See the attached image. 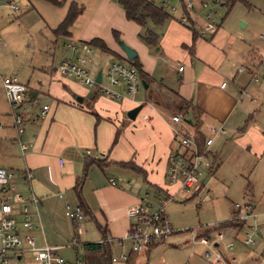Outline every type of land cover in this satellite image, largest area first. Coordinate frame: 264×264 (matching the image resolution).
I'll return each instance as SVG.
<instances>
[{
  "label": "crops",
  "instance_id": "0c3cea01",
  "mask_svg": "<svg viewBox=\"0 0 264 264\" xmlns=\"http://www.w3.org/2000/svg\"><path fill=\"white\" fill-rule=\"evenodd\" d=\"M13 1L15 0H0V166L12 174L10 203L22 240L17 257L10 259H23L27 254L31 256L28 244L24 241L25 236H30L35 246L58 247L56 253L61 257L65 256L61 250L67 248L69 243L76 249L77 246L74 247L71 243L80 241L83 261L75 258L71 262L66 261L67 264H103L101 255L89 253L90 258H86L85 244L99 243L105 239H110L107 242L110 245L109 264H249L245 258L255 254L250 249L254 244V232L251 230L257 228L256 234L262 235L258 223L253 227L237 222L222 228L216 225L199 226L195 231L189 228L194 231L196 242L190 241V253L181 255L174 262H167L165 257L157 260V245L144 252H133L131 242L124 238L129 226L127 211L144 193H149L152 197L169 196L171 199L168 204L182 192L196 194L204 186V178L216 174L222 147L232 139V136L227 138L226 135L235 131L246 132L244 124L252 117L255 107L252 101L262 87L248 75L252 74V67L247 65L238 71L243 67L237 66L238 61H244L245 57L243 52L241 56H237L236 44L226 40L227 33L220 21L217 32L211 38H201L197 33L198 27H194L197 33L194 36L190 26L178 23L163 8L168 17L152 31L157 36L155 44L146 42L144 45L132 37L125 38L128 39L125 44L136 52L141 79L147 85L143 88L147 92L133 100L125 98L116 101L87 86L85 88L78 81L73 82L70 77L58 72L59 61L69 57V52L64 48L65 42L60 47L56 46L57 42H52V50L51 47L47 49L50 50V67L35 68L33 65L37 56L45 64L48 62L37 54L41 53L39 48L33 54L29 50L30 44L25 45L28 35L26 28L21 26L22 17L16 20L17 23L8 22L5 18L6 13L17 14L10 8ZM32 1L29 0V3L28 0H22L24 10L27 11L30 6L34 9ZM151 1L161 7L158 0ZM108 2L109 5L112 4ZM191 16L193 20L195 17ZM58 21L51 32L56 38L65 40L64 37L67 36L57 37L54 33L62 20ZM69 36H72L70 30ZM93 36L99 38L96 34L91 35ZM239 46L242 48L243 45ZM105 47L112 50L107 44ZM151 47L156 48L152 51ZM248 47L247 45V49ZM22 48H26V51L17 57V51ZM100 52L110 53L102 49ZM171 53L181 57L176 69L173 64L165 63L164 57L168 58ZM119 56L123 57L122 54ZM249 57L248 54L247 58ZM89 59L96 76L101 67H94L96 58L93 50ZM29 60L32 62L28 63ZM180 66L183 67L182 71L178 70ZM22 70H28L37 85L33 83V87H30L29 82L21 81L19 74ZM36 73L43 78L37 77ZM10 76L16 77L18 82L27 87L26 105L32 99H37L35 111L41 105L48 106L44 117L26 122L19 137L27 145L24 153L17 143L18 135L2 86V79ZM253 80L254 83L251 82ZM262 95L264 97V88ZM76 97H81L82 101H77ZM138 105H142V108L134 119L129 118L127 112ZM173 115H179L191 132L197 128L203 139H213L209 156L212 168L203 169L199 185L191 191L180 189L179 183H167L168 156L176 149L172 130L179 127L172 122ZM209 126L220 131L211 134ZM148 189L154 191L149 192ZM32 197L36 198V204L32 202ZM250 202L256 210L252 196H249L246 203ZM77 205L84 217L80 223V234L75 235L74 225L67 216V206L74 208ZM234 205L235 203L232 204L230 219L235 214ZM24 206L27 207L32 224L28 229L22 227ZM255 215L250 220L264 217V210ZM245 228L249 229L252 243H245L246 234H240ZM219 233L221 238L217 239ZM215 241L221 243L219 249L214 245ZM178 243L177 238L171 237L167 246L163 245L161 249L165 255L169 252L167 248L185 250L184 247L174 246L180 245ZM209 243H212L213 250L206 256ZM194 246L205 248L204 258L210 262L197 256L199 253ZM216 251L221 255L217 256ZM122 255L126 259L120 258Z\"/></svg>",
  "mask_w": 264,
  "mask_h": 264
},
{
  "label": "rangeland",
  "instance_id": "374dc122",
  "mask_svg": "<svg viewBox=\"0 0 264 264\" xmlns=\"http://www.w3.org/2000/svg\"><path fill=\"white\" fill-rule=\"evenodd\" d=\"M70 1H74L75 4L77 3L78 9L80 10V13L69 29L72 36L64 37L65 40L60 37L56 38L54 34H52L51 29L56 27L58 24L57 22H59L58 20H62L66 16L67 4ZM108 1L112 4L109 5ZM64 2L63 5L55 6L40 0H33L32 5L34 9L30 6L26 11L22 5H19L20 10L17 14L6 13L7 15H4L8 22L12 23H15L19 17H22L23 22L21 26L26 28V34L28 35V41H26L25 45L28 43L30 44L29 50L33 51V54L34 51L39 48L41 53L37 54L41 55L48 62V64H45L43 60L37 56L35 57L36 61L33 65L35 68H40L41 66L50 67V50L47 49L51 47L52 50L54 45L52 42H57L56 46L60 47L61 43L68 41L69 38L92 44L91 47L94 51V57L96 58L94 67L97 66V68H99L113 61H120L121 59L115 55L118 52L117 55L122 54L124 57V53L120 49L119 41L127 43L128 39L126 40L125 38L132 37L145 45L146 41L143 39L145 33L148 30L153 31L154 28L157 29L158 26L149 19H146L143 24L128 20L117 0H66V2ZM230 2H226L222 7H218L217 18L223 26L224 31L227 33L226 40L228 42L230 41V43L235 42L237 56H241V52H243L245 59L244 61L239 59L237 66L244 67L248 65L252 67L253 72L248 75H250V79L257 78L258 85L262 87L256 95V98L253 96L255 100L252 101V105L255 106V113L253 112L252 117L244 124V130L246 129V132L235 131L231 135H226L227 138L232 136V139L226 142L225 146L222 147L221 154L218 156L219 167L216 170V174L214 176L211 174L212 176L205 177L204 186L196 194L191 195L192 193L182 192L183 194L175 197V199L167 205L166 213L169 222L178 232L169 236L163 242L164 244L161 243L156 246V249H159L157 252L158 254H156L157 260L161 259V257H165L167 262H174V259L181 257V255L185 253L188 255L191 251V237L190 232L186 229L193 228L195 231L199 226H218L221 221L230 219V212L232 204L234 203L244 204L249 200V196H252L256 204V210L253 208V211L255 213H260V211L264 210V97L262 95L264 88V0H232V2ZM93 34L98 35L99 38L97 39L101 38L100 40H102L104 44H107V46L112 49H109V51L112 52L105 54L101 53V49L97 47L94 42L92 43V41L96 39L95 36L91 37ZM239 44L243 45L242 48ZM247 45L249 46L248 49ZM155 48L156 47H151L152 51H154ZM25 51L26 48L17 51V57H20ZM30 54L32 53L30 52ZM248 54L250 55L249 58H247ZM164 59L166 60L165 63L168 65L173 64V68L175 69L178 67V63L181 62H178V60L181 59L180 55L176 56L172 54L170 56L168 55V58L164 57ZM121 61L130 64L133 62ZM246 61L247 64H245ZM29 62L31 63L32 60H29L28 63ZM138 62L141 64L139 59ZM38 70L39 69H37V71ZM139 74H141V71H139ZM20 76V80L25 83L29 82L30 87H33V83L37 85L35 79L28 70H26V72L22 70L19 74V77ZM36 76L42 77L39 73H36ZM70 80L73 82L77 81L73 77H70ZM251 82L254 83V80ZM79 84L87 88L85 85ZM144 92L146 93L147 91L142 87V89L134 95V98L141 97ZM248 96L252 99L251 95L248 94ZM241 126H243V124ZM250 127H252L251 130ZM208 136H210V134H208ZM202 169L205 170L206 167ZM147 191L153 192L154 190L148 189ZM207 191H209V193H207ZM250 203L253 205L252 202ZM258 203H262V205ZM249 220L247 224L251 225V227L259 224L258 228L259 231L262 232V235L259 236L256 234L257 228L251 230L254 232V244L250 249H253L255 254L253 257L249 256L245 258V260L249 264H263L264 217L260 216V219L258 217L257 220ZM230 221L237 223V221L232 220V218ZM237 224H239V222ZM246 233H249V229L247 228L240 234L243 236ZM171 237L177 238L178 242H180L178 243L180 245H174L176 248L184 247L185 250L181 251L179 249L172 250V248H167L169 252L165 255L161 247L167 246ZM186 239H188L187 242H184ZM226 241H228V239ZM78 243L79 245L76 249L72 248L69 243L67 248L65 247L61 250V253L65 255L62 256L65 261L71 262L75 258L80 262L83 261L81 243L80 241H78ZM71 245H73V243H71ZM64 246H67V244ZM195 247L199 253L197 256L207 262L208 260L204 258L205 248L201 246H194L193 248ZM171 254L175 255L172 256ZM34 263V260L28 254L25 255L23 259L12 258L7 262V264ZM118 264H121V262Z\"/></svg>",
  "mask_w": 264,
  "mask_h": 264
},
{
  "label": "built area",
  "instance_id": "2783aa9c",
  "mask_svg": "<svg viewBox=\"0 0 264 264\" xmlns=\"http://www.w3.org/2000/svg\"><path fill=\"white\" fill-rule=\"evenodd\" d=\"M230 1L232 0H158V3L162 8L167 9L178 23L193 28L198 27L197 33L201 38H211L219 26L217 8ZM13 2L10 4V8L18 12L20 10L19 5L23 4L22 0ZM191 15L195 17L193 20ZM64 48L69 52V57L62 58L57 65V70L61 75L73 77L96 93L116 101L125 98L133 100L134 95L142 89L139 70L132 64L121 60L108 63L100 68V80L97 81L90 66L91 45L85 41L72 39L64 43ZM242 68L244 67H240L238 71H241ZM178 70L182 71L183 67L180 66ZM2 86L11 110L13 126L18 135L17 143L24 153L27 145L19 137L24 131L26 122L44 117L48 111V106L41 105L36 112L34 109H36L37 99H32L26 105L27 87L18 82L14 76L3 78ZM171 120L179 127H174L172 130L176 149L168 156L167 183L168 185L179 183L180 189L191 191L199 185L203 173L202 168H212V161L209 156L213 139L207 137L202 143H199L195 133L187 129L185 122L179 115H173ZM208 129L211 134L220 131L212 126H209ZM29 176L27 173V177ZM12 190V174L0 166V264H5L11 257H17L22 243L15 219L12 216L10 203ZM18 199L21 198L18 197ZM170 199L171 197L166 195L152 197L149 193H144L136 204L129 207L127 211L129 226L124 238L131 242L133 252H144L154 245L163 243L173 233L178 232L170 225L166 213ZM31 200L36 204L35 197H32ZM234 210L235 214L232 220L239 223L245 224L249 219L256 216L251 203H236ZM22 215V227L26 229L32 227L25 206L22 209ZM67 216L74 225L75 235L80 234V223L84 217L80 206L77 205L74 208L67 206ZM188 231L191 234V242L195 243L194 231L189 229ZM220 238L221 234L219 233L217 239ZM24 241L28 244V250L34 261L41 264H67L56 253L58 247L35 246L33 238L30 236H25ZM105 241L108 242L110 239H105ZM245 243H252L248 233H246ZM73 246H78L77 241L73 242ZM207 247L206 256L213 250L212 243H209ZM229 247H232L231 243ZM216 255L220 256L221 253L216 251ZM120 258L126 259V256L122 255Z\"/></svg>",
  "mask_w": 264,
  "mask_h": 264
},
{
  "label": "trees",
  "instance_id": "16d2710c",
  "mask_svg": "<svg viewBox=\"0 0 264 264\" xmlns=\"http://www.w3.org/2000/svg\"><path fill=\"white\" fill-rule=\"evenodd\" d=\"M55 6L63 5V0H45ZM118 4L122 7L125 17L128 20L134 21L138 24H143L146 19L151 20L155 25L161 24L165 18L168 17V14L163 10L162 7H158L155 5V3L151 0H117ZM80 13V10L78 9V6L75 3H70L68 6L67 14L62 19V21L59 23L56 29H54L55 35L58 36H68L69 35V28L74 23L75 19L77 18L78 14ZM191 30L193 31L194 36H197V33L195 32V29L191 27ZM143 39L148 44H155L157 40V36L155 33H153L151 30H148L145 35L143 36ZM102 49L103 51H109L105 44L100 39H95L92 41V43ZM92 45L91 43H89ZM116 57L120 58L121 60L127 59L124 57H120L119 55L115 54ZM132 65L135 66L139 71V65L137 63V57H135L132 60ZM141 76V74H140ZM195 135L197 136V141L199 143L203 142V136L200 132H197V128H195V131H193ZM197 132V134H196ZM235 225L234 222L226 221L220 223L217 227L222 228L224 226H231ZM109 248L110 245L105 241L102 240L99 243H89L85 244V250H86V258H90L91 254L94 253V255L98 254L101 255V259L103 261V264H109L111 258L109 255ZM91 253V254H89ZM100 259V261H101Z\"/></svg>",
  "mask_w": 264,
  "mask_h": 264
},
{
  "label": "water",
  "instance_id": "95a60500",
  "mask_svg": "<svg viewBox=\"0 0 264 264\" xmlns=\"http://www.w3.org/2000/svg\"><path fill=\"white\" fill-rule=\"evenodd\" d=\"M119 45H120V49L123 51L127 61H132L136 57V52L131 47L126 45L124 42L119 41ZM100 73H101V70H98L97 75H96L97 81L100 80ZM142 86L144 88L147 87V85L144 83L143 80H142ZM76 100L81 102L82 98L76 97ZM141 108H142V105H138V106L134 107L133 109L129 110L127 112L128 117L131 119H134ZM214 245L219 249V246H221V243L219 241H215Z\"/></svg>",
  "mask_w": 264,
  "mask_h": 264
}]
</instances>
